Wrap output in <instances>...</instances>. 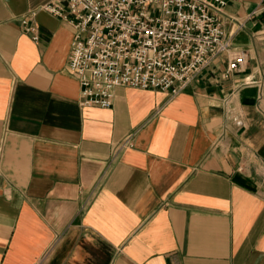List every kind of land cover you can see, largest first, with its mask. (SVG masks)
<instances>
[{
	"label": "crops",
	"instance_id": "1",
	"mask_svg": "<svg viewBox=\"0 0 264 264\" xmlns=\"http://www.w3.org/2000/svg\"><path fill=\"white\" fill-rule=\"evenodd\" d=\"M50 2L0 0V264H264V0H226L238 72L108 109L80 105Z\"/></svg>",
	"mask_w": 264,
	"mask_h": 264
},
{
	"label": "built area",
	"instance_id": "2",
	"mask_svg": "<svg viewBox=\"0 0 264 264\" xmlns=\"http://www.w3.org/2000/svg\"><path fill=\"white\" fill-rule=\"evenodd\" d=\"M225 5L226 0H51L40 10L73 30L67 68L78 81L80 105L108 109L121 86L175 96L220 55L227 58L223 78L238 72L245 55L232 51V35L243 24L225 31ZM36 12L19 19L33 42Z\"/></svg>",
	"mask_w": 264,
	"mask_h": 264
}]
</instances>
